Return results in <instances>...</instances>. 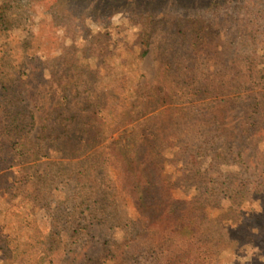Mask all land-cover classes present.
I'll return each mask as SVG.
<instances>
[{"label":"rangeland","instance_id":"rangeland-1","mask_svg":"<svg viewBox=\"0 0 264 264\" xmlns=\"http://www.w3.org/2000/svg\"><path fill=\"white\" fill-rule=\"evenodd\" d=\"M255 2L250 24L232 0H0V82L19 99L0 86V122L3 110L33 111L32 140L62 137L59 153L1 173L0 264H119L101 258L127 240L123 264H154L161 239L117 158L143 137L168 141L146 147L168 178L151 194L156 213L174 197L185 219L207 216L201 237L213 244L200 264H264V82L249 69L256 47L264 63V0ZM141 18L151 26L142 44ZM196 20L219 38L192 40ZM95 143L114 147L108 168L94 165ZM23 168L35 186L22 185ZM53 235L66 236L65 251L47 255Z\"/></svg>","mask_w":264,"mask_h":264},{"label":"trees","instance_id":"trees-1","mask_svg":"<svg viewBox=\"0 0 264 264\" xmlns=\"http://www.w3.org/2000/svg\"><path fill=\"white\" fill-rule=\"evenodd\" d=\"M227 1L228 3L231 2V0H226V2ZM232 1H237L238 3L237 7H234V11L235 9H237L235 12L238 13L242 11L244 15L250 17V24H253L254 20L257 19L254 11L258 7V4L255 0ZM6 13L7 11H4V13L0 12V32L9 31ZM198 22V20L194 21L195 35L191 37L192 40H199L201 42L207 41L210 43L216 40V38H219L220 33L218 31L214 32L211 27L204 24L201 25V23L199 25ZM139 25L141 30L139 42L142 44L149 40L151 26L145 22L143 18L140 19ZM261 50L262 49L258 47L254 49V59L250 60L249 69L252 76H261L260 80L264 82V70L259 68L260 64L261 66L264 64L263 58L261 61L255 60ZM148 54L149 51L144 49L141 56L145 57ZM1 70L2 68H0V72ZM78 84H80V80H78ZM0 86H2V93L6 94L12 92L8 94V97L12 98V102L16 103L19 100L16 97L15 91L11 87H7L6 83L0 82ZM3 112L7 113L8 119L6 122H0V136L7 138L0 142V176L9 164L22 165L26 164V162H40L43 159L50 158V153L54 154L60 152L59 144L62 137H51V134L47 137L44 131L42 132L44 137H37L35 140L29 137L37 124L33 111L28 113L24 110L15 109L3 110ZM46 129L47 127L44 130ZM48 132H51V130ZM96 138L97 137H90L89 141H95ZM153 138L152 140V137H143L142 140L136 142L135 154L131 155L129 152L121 150L117 154V158L120 159L124 172L129 176L128 178L133 180L128 186V191L132 194L139 213L147 219L146 228L148 233H150V235L154 234L155 237H160L161 239L162 246L159 247L161 256L154 264H200L198 260L200 259L202 250L213 244V242H210L208 239L204 240L203 237H201V235H203L201 226L205 224V220V222L208 221L207 216L205 215V218L203 217V223L195 222L191 215L185 219L184 217L186 216L187 209L184 206L182 208L185 202L176 200L174 197H170L165 201L163 207L159 206L158 208L161 210L159 213H156L157 207L151 199V194L155 195L166 189V187L168 188V178H164V174L162 173L165 170L164 168L161 170L157 164L151 162L152 160L154 161L155 158L151 155H146V147H149L148 144L152 143L153 145H160V149H162L166 147L164 144L168 141L167 138L166 140L161 137ZM98 145L99 143H95L93 147L96 157L93 158L92 161L95 162L94 165L96 166V162L100 161V158H104V162L100 161V164L101 166H106L107 164L108 168L110 166L108 162L109 160L111 162L112 159L111 157L108 158L106 152L110 149L111 152L114 153L115 149L113 146H102L99 149H95ZM19 160L20 163H18ZM114 162L113 165L115 169H119V162ZM15 174H19L23 177L22 185L24 186L29 184L35 186V183L38 182L29 173H25L24 168L19 169ZM54 222L57 223L59 221ZM65 237V235H53L51 240L49 239L46 242L45 253L47 255H53L59 253V251L64 252L66 247L63 245L66 242ZM74 238L77 239V237ZM133 243L131 240H127L120 245L116 243L112 244L105 249V255H103L101 260L106 262H116L118 260L117 263L123 264L124 260L122 262V259L125 258L122 256L129 253L128 251L133 248ZM114 250H118L117 254L114 253ZM87 264H93V261L90 260ZM125 264H127L126 261Z\"/></svg>","mask_w":264,"mask_h":264}]
</instances>
